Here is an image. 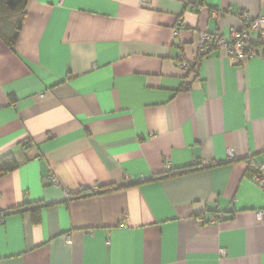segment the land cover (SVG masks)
<instances>
[{
  "label": "crops",
  "instance_id": "crops-1",
  "mask_svg": "<svg viewBox=\"0 0 264 264\" xmlns=\"http://www.w3.org/2000/svg\"><path fill=\"white\" fill-rule=\"evenodd\" d=\"M26 13L15 49L0 39V158L19 162L0 178V264H264V52L244 19L264 18V0ZM233 28L258 55L214 46L197 74L181 68L202 32Z\"/></svg>",
  "mask_w": 264,
  "mask_h": 264
},
{
  "label": "built area",
  "instance_id": "built-area-1",
  "mask_svg": "<svg viewBox=\"0 0 264 264\" xmlns=\"http://www.w3.org/2000/svg\"><path fill=\"white\" fill-rule=\"evenodd\" d=\"M198 9L200 8L197 6ZM244 19L248 22V27L259 32L260 42L263 47L264 52V18H259L255 20H250L248 16H244ZM212 42V43H211ZM249 44V37L246 28H233L231 30L230 37L223 35H210L207 32H202L200 34V39L198 42V53L197 58L192 62L183 61L180 63L181 68H183L187 73H189L192 68L197 65L199 59L207 55L213 47L224 48L227 50L229 57L233 62L239 63L245 58H252L258 55L257 48L251 47ZM192 165L199 166L202 165V162L195 161ZM168 166H170L168 164ZM49 179L53 185L58 186V182L53 174L49 175ZM252 180L264 191V164L258 165V171H256ZM258 217L260 220H264V211L258 212ZM2 221L5 220V215H0ZM199 222L202 223L203 219L200 218ZM222 254H225L224 251H221Z\"/></svg>",
  "mask_w": 264,
  "mask_h": 264
},
{
  "label": "trees",
  "instance_id": "trees-1",
  "mask_svg": "<svg viewBox=\"0 0 264 264\" xmlns=\"http://www.w3.org/2000/svg\"><path fill=\"white\" fill-rule=\"evenodd\" d=\"M28 1L29 0H0V39L12 49H15L16 47L17 39L25 22ZM198 66L199 63H197V65L192 68L188 75H193L194 73L197 74ZM24 146H28V141L24 143ZM199 166L190 165L180 170H171V173L173 174L174 171L175 173H177L180 171L197 168ZM18 167L19 162L13 153H8L2 156L0 158V178L16 170ZM253 171H258V167H253ZM168 173L169 172H166L163 176H160L159 178L165 177V175ZM111 190H114V188L107 189L103 191V193ZM100 192L101 191L85 192L84 194L86 196L91 194H98ZM44 206L45 205L43 204H38L30 208L35 222L40 221L41 210Z\"/></svg>",
  "mask_w": 264,
  "mask_h": 264
}]
</instances>
